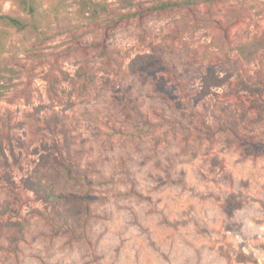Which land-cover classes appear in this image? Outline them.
Instances as JSON below:
<instances>
[{"label":"rangeland","instance_id":"1","mask_svg":"<svg viewBox=\"0 0 264 264\" xmlns=\"http://www.w3.org/2000/svg\"><path fill=\"white\" fill-rule=\"evenodd\" d=\"M89 1L0 0V264H264V0Z\"/></svg>","mask_w":264,"mask_h":264},{"label":"trees","instance_id":"2","mask_svg":"<svg viewBox=\"0 0 264 264\" xmlns=\"http://www.w3.org/2000/svg\"><path fill=\"white\" fill-rule=\"evenodd\" d=\"M15 1L20 7H27L29 6V9L33 10V3L36 0H13ZM75 2L79 5V11H81L83 14L87 15H93L95 13L94 9L91 8V2L89 0H75ZM125 7H130L134 4V0H122ZM0 19L4 20L8 24L15 25L19 29L25 28L26 24L21 19L10 16V15H0ZM140 63H142L141 70L144 72L155 75L157 72H160L165 69V66L162 61L155 60L150 57H144L141 59ZM158 88L161 91H164L170 95H173V89L171 86L167 85L163 80L158 81ZM3 95L2 91L0 90V97ZM264 151V142H257L252 143L249 146V152L250 153H256V152H262ZM103 182V181H101ZM121 196L123 195H139V193L135 190H131L128 193H120ZM49 198L57 203H72V204H85L87 201H98L101 198H104L103 196L97 195V194H90L87 191L84 190H78V191H63V192H57V193H49ZM141 196V195H140ZM83 222L85 220L84 215L81 214L80 217Z\"/></svg>","mask_w":264,"mask_h":264}]
</instances>
